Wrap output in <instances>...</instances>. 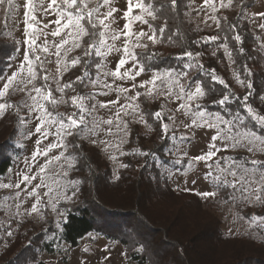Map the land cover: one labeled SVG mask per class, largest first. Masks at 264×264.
Here are the masks:
<instances>
[{"label":"snow or ice","instance_id":"6c2138e0","mask_svg":"<svg viewBox=\"0 0 264 264\" xmlns=\"http://www.w3.org/2000/svg\"><path fill=\"white\" fill-rule=\"evenodd\" d=\"M233 2L234 0H227V5H225L224 0H220V7H231ZM111 4L112 0H40L37 8L34 7L33 0H26L24 44L27 45V51L18 68L10 76L0 75V119L10 112H15L21 124L28 120L35 121L34 129H29L31 135L37 136L31 160L36 162L37 157L40 156L46 159L44 163L39 164L35 175L18 173L19 180L16 183H0V188L16 189L15 198H19L21 193L35 197L31 212L36 213L39 211L37 206L41 203L38 190L45 188L47 189L45 195L52 193L54 190L52 185L59 186V178L67 177L68 171L74 168V157L71 154L65 155L70 146L77 147L73 140L68 139L69 137H80L86 130L90 134L106 131L111 136L115 135L112 131L113 126L116 133L123 132L124 137H127L130 135L129 121H125L123 117H133L137 123L151 128L152 126L145 119L147 115L157 123L161 131V138H166L170 134L173 141L179 140L182 143L190 137L181 135L177 138L175 113L180 112L188 120L187 123L181 121L185 129L213 131V135L206 145L207 151L187 159L189 169L194 163H205L207 171L204 173V179L215 189L199 194L206 198H212L221 189H231L232 191L228 195L233 202L264 206V159L250 158L256 157L257 154H264V113L248 102L251 93L249 92L243 97H235L236 100H242L243 103L237 110H230L226 106L233 102L232 97L235 94L230 90L225 80L216 75L215 69L209 70L208 74L211 79L224 86V91L219 97L210 101L223 109L222 114L220 111L213 112L202 107L213 89L206 90L203 82L188 83V71L177 72L175 69H170L163 73L156 72L148 80L137 84L135 82L137 77L144 74L146 69L136 49L147 50L149 44L145 40L152 44L161 42L157 29L149 22V18L152 21L158 18L159 9L150 0L148 2L146 0H127L126 10L122 16L125 24L123 28L116 29L112 25L116 23L114 14L119 9L111 7ZM176 4L177 0H171L172 7H175ZM0 6L8 9L10 13L14 8V0H0ZM205 8H209L213 13L208 16V19L213 20L217 28H220V18L214 15L218 11L216 0H203L201 10ZM37 11L41 13L39 19L35 15ZM240 15H245L243 9H241ZM53 16L55 19H47ZM256 16L264 19V12H259ZM224 19L226 20V18ZM137 22L147 25L148 31L143 29L135 31L134 24ZM52 25L55 27L52 28ZM259 27L264 30V23L259 24ZM50 28L51 31H47ZM166 28L167 22L165 21L163 26L158 29L159 34L162 35ZM225 31L233 32L232 39L242 43L241 36L236 34L235 24H228ZM49 35L57 37L58 40L49 41ZM39 37L44 38L42 44H37ZM168 39L171 40V37ZM218 39V36L202 38L204 43ZM224 39L227 40L228 37L225 36ZM221 47L224 48L231 60L228 46L224 44ZM77 50H80V55L70 57V53ZM38 51L45 54L44 59L37 55ZM243 51V48L239 49L240 53ZM113 54L118 57L114 69L107 65V58ZM212 54L215 55V52ZM48 55L56 57L57 75L55 76L47 71H39L44 69ZM201 55L202 53L199 52L193 53L184 50L181 56L194 61L186 64L185 68L203 69L204 66L199 61ZM93 56L101 58L94 64L98 70L95 79L90 76L88 71ZM150 58V56L145 57V59ZM47 62L51 63V61ZM232 63L235 61L232 60ZM128 64H131V67H125ZM78 66H82V73L76 75L75 79L64 82L63 73ZM248 75L251 76L250 71ZM234 76L240 85L248 89L252 88L251 82L241 79L239 73L234 72ZM109 78H111V82H109ZM116 81H132V83L130 87H124L116 84ZM77 84L95 91L81 94L76 91L75 85ZM138 89H144V91L141 92ZM68 90H71L75 95L66 99ZM10 92L25 93L27 98L22 104L9 103L5 98L9 96ZM53 92L57 93L58 97L54 96ZM109 92L117 93V98L104 102L96 100V94L107 96ZM142 95L146 98L163 97L165 103L161 104L157 110L145 113L139 102ZM121 98L124 103H121ZM260 100L264 101V96H261ZM69 101L74 109L70 113L54 112L49 109V105L54 110L59 105L68 104ZM168 103L176 104L175 109H167V113H173L171 115L165 112ZM110 106L116 108L113 113L114 119L98 120L94 115L97 109L111 110ZM21 108L24 109L23 116L20 115ZM104 124L108 125L107 129L101 127ZM49 136H54L55 140L41 149L40 145ZM91 142L104 145L105 148L120 147L118 144L113 145L105 140L92 139ZM124 142L125 140L121 139V144ZM56 149L60 150L59 154L49 157V153ZM176 151H180L179 147L176 148ZM230 151L247 153L249 156L219 155L221 152ZM125 154L121 152V155ZM139 154L149 155L146 151H141ZM183 156L187 157V152H184ZM111 158L116 159L115 156ZM176 163H181V160L177 159ZM122 166L127 167V165ZM37 180L38 183L32 185L29 191L28 185ZM22 184L25 187L22 188ZM68 198L71 199V197ZM52 199L55 197H49V201ZM19 207L20 205H17V208ZM53 208H55V204H53ZM7 234L10 236L12 233Z\"/></svg>","mask_w":264,"mask_h":264},{"label":"trees","instance_id":"16d2710c","mask_svg":"<svg viewBox=\"0 0 264 264\" xmlns=\"http://www.w3.org/2000/svg\"><path fill=\"white\" fill-rule=\"evenodd\" d=\"M150 2L159 9L158 18L155 21L149 18V21L157 29L161 42L155 48L137 51L147 71H188V83L199 81L203 82L206 90L213 89L203 106L223 114L220 106L210 102L224 91V86L208 74L209 70L215 69L216 75L225 80L235 94L233 102L226 107L237 110L243 101L235 97H243L250 92L248 102L264 113V101L260 100L264 96V50L241 12L222 14L220 28L208 32L199 30L186 19L188 0H177L175 7H172L171 0ZM165 21L167 28L161 35L158 29ZM228 24L236 25V34L241 36L242 43L232 39L233 32L225 31ZM210 36H218L219 39L204 43L202 38ZM224 44L231 52V60L221 47ZM240 48L244 49L243 53L239 52ZM16 50L15 45L0 44V75L4 74ZM184 50L202 53L199 61L203 69L185 68L186 64L194 61L181 56ZM148 56L151 58L145 59ZM100 59L92 57L88 66L91 77L95 76L97 69L94 64ZM82 70V66H78L68 71L63 81L75 79ZM234 72L239 73L241 79L250 81L252 88L245 87L244 92L237 94L233 90L237 83ZM75 87L77 92L85 93L81 85ZM72 95L75 93L68 90L67 96ZM151 112L153 110L148 111ZM147 120L160 141L155 139L153 146L148 147L145 143L147 138L134 129L125 145L126 154L122 156L127 167L120 170L118 177H113L103 160L99 162L92 156L80 154L83 165L78 172L89 169L91 176H79L83 191L78 194L76 203L66 210L58 232L60 241L76 246L85 235L95 231L123 244L130 260L137 264H264L263 243L241 238L227 239L219 221L208 212L198 194L174 191L166 172V166L171 163L166 155L170 137L161 138L157 123L148 116ZM14 131V128H7L0 134V175H4L17 161L18 153L13 149L11 137ZM141 151L149 155H140ZM87 164L89 167L85 168ZM229 192L230 189H221L219 195L226 199ZM257 214H264V211ZM9 230L0 226V264H49L37 257L43 248L53 250L52 243L45 240L48 232L43 229L21 230L9 236Z\"/></svg>","mask_w":264,"mask_h":264},{"label":"rangeland","instance_id":"374dc122","mask_svg":"<svg viewBox=\"0 0 264 264\" xmlns=\"http://www.w3.org/2000/svg\"><path fill=\"white\" fill-rule=\"evenodd\" d=\"M39 2L40 0H33L34 7L38 8ZM224 3L227 5V0H224ZM25 4L26 0H14V8L10 13L8 9L0 6V44L9 43L15 45L17 48L15 55L9 59L10 62L6 66V70L2 75L3 77L10 76L18 68L23 55L27 51V45L24 44V31L26 27L24 23L26 12ZM202 4L203 0H188L185 17L199 30L212 32L217 29V26L213 20L208 19V16L213 15V13L209 8L201 10ZM216 5L218 11H216L214 15L218 18H220L222 14L231 15L236 12H241V9H243V12L245 13L243 18L248 22L252 31L259 38L264 50V30L259 27V24L264 23V19L256 16L257 13L264 12V0H234L231 7H220V0H216ZM126 6L127 0H112L111 7L119 9V11L114 14L116 23L112 25L113 28H123L125 20L122 16L124 10H126ZM35 15L38 19L41 18V13L39 11H37ZM47 19H55V17L53 16ZM47 19H45V22H47ZM54 27L55 25H52V28ZM141 29L148 31L147 25H142L138 22L134 24L135 31ZM47 31L50 32L51 28ZM43 39V37H39L37 39V44H42ZM48 40L54 41L58 40V38L49 35ZM145 42L149 44L148 49L155 48L158 45V43L152 44L146 40ZM117 43L119 45V42ZM137 51L146 50L136 49V52ZM77 52H80V50L70 53V57L76 55ZM37 55H40L41 59H44L45 54L42 52L38 51ZM117 58L116 54L110 55L107 58V65L109 68L114 69L116 67ZM47 61H51V63H48ZM47 61L45 62L44 69H40L39 71H47L53 76L57 75V65L55 63L56 57L48 55ZM125 67H131V64H128ZM156 72L163 73L164 71L146 70L144 74L137 77L135 82L139 84L141 81L148 80L151 75ZM66 74L67 72L63 73V80ZM97 74L98 70L92 78L95 79ZM109 82H111V78H109ZM131 83L132 81H116V84L124 87H130ZM244 88V86L237 82L233 90L239 94L244 92ZM138 90L141 92L144 91V89ZM89 91L95 90L84 88V94ZM53 95L58 97V94L55 92H53ZM68 97L69 96L66 94V99ZM26 98L25 93L10 92L9 96L5 99H7L9 103L22 104ZM116 98L117 93L109 92V95L107 96L96 94V100L100 102L114 100ZM139 102L141 109L145 113H148L149 110L155 111L161 104L165 103L163 97L146 98L143 95ZM121 103H124L122 98ZM110 107L111 110L98 108L94 115L98 120L114 119L113 113L116 108L115 106ZM202 107L204 106L202 105ZM168 108L175 109L176 104L168 103L167 108L165 109L166 113ZM49 109L61 113H70L71 111H74L71 107L70 101L68 104L59 105L54 110L49 105ZM167 114L171 115L173 113ZM20 115H24L23 108L20 110ZM175 115L177 117L175 126L177 138L183 135L190 137V139L181 143L179 140L173 141L169 134L170 145L166 155L169 157V160H171V163L166 166V172L170 186H172L176 192L191 191L198 194L204 201L208 212L219 221L220 229L227 239L235 240V238H241L242 240H253L264 244V214H257V212L260 213L264 211V206L246 205L243 202H233L230 198L223 199L221 195H219L220 190L217 192V195L212 198H206L199 194L205 191H214L215 189H213L211 184L204 179V173L207 171L205 163H194L189 169L187 159L207 151L206 145L209 143L213 131L206 129H185L181 124V121L187 123V118L180 112H176ZM123 119L129 121L128 128L130 135L127 137H124L123 132L116 133V129L113 126L112 131L115 135L110 136L106 131L103 133L90 134L86 130L80 137L74 136L68 138L69 140H73L77 146V148L70 146L65 153V155L71 154L74 157V168L68 171L67 177L59 178V186L56 184L52 185L54 189L52 193L45 195L47 189L40 188L38 190L41 197V203L37 206L39 209L38 212H31V207L36 200L35 197H29L25 193H21L19 198H15L16 189L0 188L1 227L10 229L9 232L11 233L21 230L30 232L32 229H43L48 232L45 240L52 243L53 250L48 251L44 248L39 250L37 256L39 259L44 260L49 264H137L130 260L128 251L123 244L118 241L110 240L98 232L93 231L88 233L76 246L60 241L58 236V232L61 229L62 219L65 217L67 208L78 200V194H80L82 184V180L79 176H91L89 169L78 172L79 167L83 165L80 160V154L92 156L93 159H97V161L103 160L111 169L113 177L116 178L119 176L120 170L123 168L122 165H124L121 152H125V145L128 143L132 132L136 130L145 136L147 138L145 143L148 147L153 146V140L157 139L160 141L153 127L149 128L144 124L137 123L133 117L125 116ZM145 119H147V115L145 116ZM35 123V121L28 120L26 123L21 124L18 121L15 112H10V114L6 115L3 119H0V134H2L7 128L15 129L14 134L11 137H13V149L18 153L17 161L14 165L4 175H0V183H16L19 180L18 173L35 175L38 171L39 164L44 163L46 158L42 156L37 157L36 162L31 160L34 151V142L37 140V136L31 135L29 129H34ZM89 127H91V125H89ZM101 127L107 129L108 125L104 124L101 125ZM52 130L54 131V129ZM92 139L109 141L113 145H120V147L105 148L104 145L99 143L93 144L91 142ZM121 139L125 140L122 144ZM54 140V136H49L48 139L44 140L43 144L40 145V148L43 149L48 143ZM217 143L219 144V141ZM177 147L180 149L179 152L176 151ZM170 149L171 151H169ZM77 150L79 151L77 152ZM59 151V149L53 150V152L49 153V157L59 154ZM184 152H187V157L183 156ZM219 155L249 156L247 153L231 151L221 152ZM112 156H115L116 159H112ZM250 158L264 159V154H257L256 157ZM177 159H180L181 163L177 164ZM29 165H31V167H29ZM84 167L88 168L89 165H84ZM65 168H67V166H65ZM57 170L59 169L57 168ZM36 183H38V180L33 181L32 184L28 185V190L30 191L32 185ZM49 183H51V181H49ZM21 187L23 188L25 186L22 184ZM231 191L232 190L230 189V192ZM73 192H75V195H73ZM49 197H55V199L49 201ZM68 197H71V199ZM53 204H55V208H53ZM17 205H20V207L17 208ZM256 217H259V219H256ZM49 227H51V229H49ZM2 249L3 247L1 250ZM31 264L34 263L32 262Z\"/></svg>","mask_w":264,"mask_h":264}]
</instances>
